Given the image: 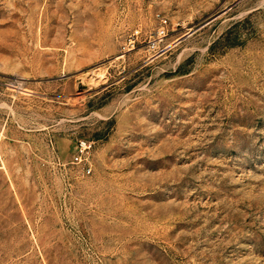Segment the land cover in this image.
I'll return each instance as SVG.
<instances>
[{"label":"rangeland","instance_id":"1","mask_svg":"<svg viewBox=\"0 0 264 264\" xmlns=\"http://www.w3.org/2000/svg\"><path fill=\"white\" fill-rule=\"evenodd\" d=\"M0 264H264V0H0Z\"/></svg>","mask_w":264,"mask_h":264}]
</instances>
